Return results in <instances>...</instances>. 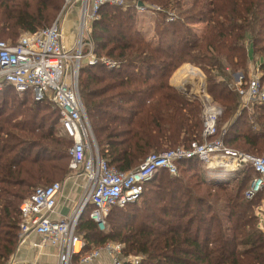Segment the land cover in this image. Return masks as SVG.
Returning a JSON list of instances; mask_svg holds the SVG:
<instances>
[{
  "label": "trees",
  "instance_id": "obj_1",
  "mask_svg": "<svg viewBox=\"0 0 264 264\" xmlns=\"http://www.w3.org/2000/svg\"><path fill=\"white\" fill-rule=\"evenodd\" d=\"M121 1L127 7L104 6L91 23L88 38L97 63L84 60L78 78L91 132L108 166L129 172L149 155L201 142V104L170 85L185 65L204 74L206 94L222 108L212 139L264 157V101L245 104L230 78L238 72L246 79L251 59H258L264 84V0ZM139 2L155 16H142ZM62 5L63 0H0V41L14 43L24 32L50 26ZM59 119L50 102L11 88L0 93V264L18 244L22 201L35 188L71 174L72 142L59 135ZM206 167L191 158L177 163L176 176L159 171L137 201L111 209L105 231L90 219L88 206L76 228L85 252L116 243L124 246L125 257H140L137 264H264L256 214L264 191L252 200L244 195L252 168L239 169L230 181L209 180Z\"/></svg>",
  "mask_w": 264,
  "mask_h": 264
},
{
  "label": "built area",
  "instance_id": "obj_2",
  "mask_svg": "<svg viewBox=\"0 0 264 264\" xmlns=\"http://www.w3.org/2000/svg\"><path fill=\"white\" fill-rule=\"evenodd\" d=\"M79 2L82 6L80 34L70 51L64 46L59 17L48 27L21 34L14 43L0 41V93L11 88L18 95L28 94L35 102L47 101L58 108L60 134L72 142L68 149L69 170L80 173L86 180L78 207L71 216L59 221L50 217L54 213L61 183L35 188L19 206L18 239L20 241L31 233L40 236L43 245L58 248L57 264H101L102 258L107 264H137L139 258L125 257L121 244L106 243L101 248L85 252V241L76 234V228L88 206H91L90 219L98 227L104 226L111 209L137 201L144 183L155 174L165 170L176 176L177 163L191 158H197L208 166L212 178H228L243 167L252 168L254 177L244 194L245 199L252 200L264 191V157L229 149L220 138L212 139L217 133L216 123L221 110L208 104L203 111L201 142L194 141L187 147L149 155L129 172L109 167L101 158L91 132L79 95L78 76L84 60L88 65L97 63L86 35L100 9L104 6H127L121 0H63L62 9L68 11ZM136 10L146 12L144 6H136ZM104 63L110 65V61ZM249 74V80L243 84L240 78L234 89L248 103L264 101V84L260 82L258 70ZM256 214L259 228L264 232V204Z\"/></svg>",
  "mask_w": 264,
  "mask_h": 264
},
{
  "label": "crops",
  "instance_id": "obj_3",
  "mask_svg": "<svg viewBox=\"0 0 264 264\" xmlns=\"http://www.w3.org/2000/svg\"><path fill=\"white\" fill-rule=\"evenodd\" d=\"M149 13H151L150 16H155L153 12H149ZM60 28L63 33L61 23H60ZM63 37H64V33H63ZM63 41L67 51L73 49L75 44L74 40L67 41L64 37ZM253 65L258 67V62L254 63ZM182 70L183 69L180 68L177 71L179 73ZM253 70L251 72H254ZM176 76L174 77L173 75L171 77L170 85L173 86L176 90L181 91L182 87L178 85L180 82H178V80L176 79L178 76L177 77ZM185 80L186 78L183 79L182 83ZM236 84H237V77L232 81L233 87ZM243 102L245 104L248 103L244 98H243ZM70 173L71 174L63 182H60L61 191L59 192L56 199V206L54 209V213L50 217L53 221H59L61 219L71 216L74 210L78 207V204L84 193V188L86 183L85 177L80 173H74L72 171ZM57 261H58V248L53 247L51 245H43L42 238L34 233H31L27 235L24 239L18 241V244L13 254L9 257L6 264H57ZM100 263L107 264V261L105 258H102Z\"/></svg>",
  "mask_w": 264,
  "mask_h": 264
},
{
  "label": "rangeland",
  "instance_id": "obj_4",
  "mask_svg": "<svg viewBox=\"0 0 264 264\" xmlns=\"http://www.w3.org/2000/svg\"><path fill=\"white\" fill-rule=\"evenodd\" d=\"M81 7H82L81 3L79 2V3L75 4L72 7V9H69L68 11H63V9H62L63 5H62L59 13L55 16L56 17L55 20L58 17L60 19V23H61L62 30L64 33V37L67 41L68 40L76 41L78 39V36L80 34L79 21H80V16H81ZM149 12L150 11H148V13H147V11H146V12H143L141 14L142 15L145 14L144 16L147 18L151 15V13H149ZM54 21H53V23H54ZM147 24H148V22H147ZM198 29H201V27H199ZM88 36H89V29L87 31L86 37H88ZM145 37L149 42H154L153 34L151 32H146ZM256 62H258V59H251V62L249 65V70H248V76H249L250 71H252L254 68H255L253 70L254 72H256L258 70V67L253 65ZM82 65H83V63L81 64V66ZM185 66H187V67H184V66H183L184 68L181 67L183 70L180 71L179 73H178V71H176L173 75L175 77L178 74L177 75L178 77L176 76L177 77L176 79L178 80V82H180L178 85H180L182 87L181 91H179V92L182 93L183 95L189 97V98L197 99L199 101V103L201 104V107H202L201 119H202V124H203V111H204L205 105H206V107L208 104L216 106L221 110V113H222V108L219 105H217L216 103H214L213 100L206 94L204 74L199 69H197L191 65H185ZM248 76L246 77V79H243L242 73H238V72L237 73H231V76H230L231 85H232V81L236 77H237V81H239V79L242 78V83L244 84L246 81L249 80ZM78 78H79V76H78ZM185 78H186V80L182 83L183 79H185ZM243 80H244V82H243ZM194 91H197L199 96L196 95L194 93ZM205 100H207V101H205ZM59 135H61L60 132H59ZM217 172H219V171H217ZM211 173H212L211 169H209V167L207 166L205 169V174L209 180L212 179V176H213V175L209 176V174H211ZM217 180H222V179L217 178ZM232 180H233V177H231L230 181H232ZM40 187H42V186H40ZM262 202H264V201H262ZM262 204H264V203H262ZM105 229H106L105 225L98 227L99 231H105ZM138 258L140 261L141 258L140 257H138Z\"/></svg>",
  "mask_w": 264,
  "mask_h": 264
},
{
  "label": "bare ground",
  "instance_id": "obj_5",
  "mask_svg": "<svg viewBox=\"0 0 264 264\" xmlns=\"http://www.w3.org/2000/svg\"><path fill=\"white\" fill-rule=\"evenodd\" d=\"M194 93H195L196 95H198L197 91H194ZM226 177H227V176H224V177H222V178H221V177H216V178H214V179H217V178L226 179ZM212 179H213V178H212Z\"/></svg>",
  "mask_w": 264,
  "mask_h": 264
},
{
  "label": "water",
  "instance_id": "obj_6",
  "mask_svg": "<svg viewBox=\"0 0 264 264\" xmlns=\"http://www.w3.org/2000/svg\"><path fill=\"white\" fill-rule=\"evenodd\" d=\"M137 6H138V8H142V4L139 2V3H137Z\"/></svg>",
  "mask_w": 264,
  "mask_h": 264
}]
</instances>
